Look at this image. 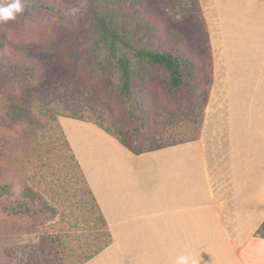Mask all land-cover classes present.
<instances>
[{
  "label": "rangeland",
  "instance_id": "obj_1",
  "mask_svg": "<svg viewBox=\"0 0 264 264\" xmlns=\"http://www.w3.org/2000/svg\"><path fill=\"white\" fill-rule=\"evenodd\" d=\"M238 1L242 4L248 0ZM89 2L24 0V12L15 20L0 24V40L11 43L15 48L12 57L26 60L31 70L23 84L20 79L3 77L0 65V88H24L29 94L25 101L34 106L36 113H42L36 132L25 128L21 135H14L0 127V138L21 136L25 144L23 154L19 149L11 158L0 159V170L8 169L14 174L6 181L0 178V184L17 185L15 191L19 194L23 180L22 185L32 186L57 210L55 214L36 207L27 211L18 206L16 195L7 199L4 204L8 210L0 211V264H81L105 240L98 211L84 194L85 183L72 184L81 177L73 170L66 137L58 128L63 118L90 119L103 128H119L130 134L137 130L144 145L200 138L205 131H210L211 136L219 126L218 139L224 142V102L238 61L234 52L246 49L247 54L253 38L264 35V23H250V5L245 7L248 10L241 25L228 23L226 32L217 0L150 1L148 12L170 19L158 25L154 45L163 50L169 33L181 32L189 44L183 56L195 64L188 74L197 78L204 70L211 76V86L198 84L201 89L210 88V98L205 107L200 95L173 102L166 92L170 75L156 69L142 80H135L133 99H129L120 89L118 71L100 45ZM102 2L128 8L118 0ZM122 31L141 46H150L145 33L136 31L131 24L123 23ZM156 102L162 113L149 116L147 112L156 109ZM153 127L159 132L155 138L150 130ZM52 157L60 163L50 165ZM16 158L25 166L18 168L13 163ZM65 185L69 193L62 189Z\"/></svg>",
  "mask_w": 264,
  "mask_h": 264
},
{
  "label": "crops",
  "instance_id": "obj_2",
  "mask_svg": "<svg viewBox=\"0 0 264 264\" xmlns=\"http://www.w3.org/2000/svg\"><path fill=\"white\" fill-rule=\"evenodd\" d=\"M217 2L226 32L249 5L250 23H264V0ZM253 39L247 54L234 52L224 142L218 126L211 136L136 155L98 125L63 118L113 236L85 264H173L186 251L201 264H264V238L255 236L264 222V35Z\"/></svg>",
  "mask_w": 264,
  "mask_h": 264
},
{
  "label": "trees",
  "instance_id": "obj_3",
  "mask_svg": "<svg viewBox=\"0 0 264 264\" xmlns=\"http://www.w3.org/2000/svg\"><path fill=\"white\" fill-rule=\"evenodd\" d=\"M118 1L127 4L128 8L121 9L118 6H108L104 4L102 0H90L88 9L91 21L98 31L100 45L121 77L120 89L122 93L128 96L129 99H133L135 80H142L143 76L150 75L152 71L163 69L170 75V79L166 86L168 99L173 102H179L200 95L203 98L204 107L207 106L210 98V88L203 87L201 89L198 84L204 82L206 85L211 86L213 80L207 72H204V70L199 73L197 78L193 77L192 74H188V71H192L195 67L192 60L183 56L185 49H187L189 45L188 39H186L181 32H170L167 37L168 39H165L163 50H159L157 46L154 45L158 35L157 27L161 22L164 24L170 19L164 15L162 16V19H160L147 11L148 3L153 0ZM125 22L131 24L136 31L145 33L144 38L149 40L152 44L150 43L149 47H144L136 43L122 31V24ZM206 41L209 42V39L207 38ZM14 49L15 48L11 43H8L5 40H0L1 73L5 78L8 77L12 80L17 78L22 80L23 84H26L31 71L29 63L20 57L14 59L12 57ZM28 95V91L24 88H0V127L5 128L14 135H21L25 128L36 132V128L40 125V117L42 113H36L34 106L25 101ZM155 108L156 109H153L152 111H148L147 114H149V116H158L162 113L163 109L158 102H156ZM45 114L48 113L46 112ZM80 120L97 124L90 119ZM98 126L136 155L161 150L169 146L184 144L199 139L198 136H194L165 145L156 144L154 141L150 142L148 145H144L140 131L135 130L134 133L130 134L119 128L112 130L110 128H103L100 125ZM58 128L62 130V135L65 136L60 124L58 125ZM150 130L151 133L153 132L151 135L154 136V138L159 134L158 128L153 127L150 128ZM8 137L10 136L4 135L0 138L2 141L0 142V159L7 160L11 158L13 153H19V149L22 150L20 152L23 154L25 144L22 142L24 141L22 137ZM148 139L151 140V136H149ZM65 144L73 162V170L76 174L79 173L81 177L78 182L72 184L78 185L82 182L85 183V190H83L84 194L90 198L92 204L97 209L99 219L103 226L102 236L105 240L91 256L81 263L85 264L108 248L113 242V236L107 220L105 219L96 197L85 179L81 166L77 161L67 138ZM51 160L52 161L49 163L50 165L60 163V160L57 158L54 159V157H52ZM13 163L17 167L20 165L21 167L25 166V163L19 158L13 160ZM13 175L14 174L8 169L0 170V178L4 181H6L8 177L14 178ZM22 182L19 186L21 188L19 194H16L15 191L17 185L10 182L0 184V211L6 212L8 208L4 202L16 195L15 201L21 209L28 211L29 208L36 207L47 214L57 213L56 208L52 207L48 201L41 197L32 186L26 184L22 185ZM62 189H64L65 193H69L68 185H65ZM255 236L258 238H264V222L257 230Z\"/></svg>",
  "mask_w": 264,
  "mask_h": 264
},
{
  "label": "clouds",
  "instance_id": "obj_4",
  "mask_svg": "<svg viewBox=\"0 0 264 264\" xmlns=\"http://www.w3.org/2000/svg\"><path fill=\"white\" fill-rule=\"evenodd\" d=\"M24 12V0H0V24H7ZM201 258L186 251L174 260L173 264H201Z\"/></svg>",
  "mask_w": 264,
  "mask_h": 264
}]
</instances>
